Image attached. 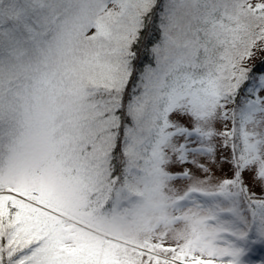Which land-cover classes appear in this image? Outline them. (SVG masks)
Segmentation results:
<instances>
[{
  "label": "snow or ice",
  "instance_id": "obj_1",
  "mask_svg": "<svg viewBox=\"0 0 264 264\" xmlns=\"http://www.w3.org/2000/svg\"><path fill=\"white\" fill-rule=\"evenodd\" d=\"M264 0H0V264H264Z\"/></svg>",
  "mask_w": 264,
  "mask_h": 264
},
{
  "label": "rangeland",
  "instance_id": "obj_2",
  "mask_svg": "<svg viewBox=\"0 0 264 264\" xmlns=\"http://www.w3.org/2000/svg\"><path fill=\"white\" fill-rule=\"evenodd\" d=\"M255 258H256V259H264V253L257 252V253L255 254Z\"/></svg>",
  "mask_w": 264,
  "mask_h": 264
}]
</instances>
